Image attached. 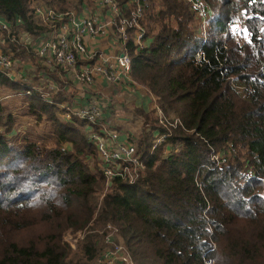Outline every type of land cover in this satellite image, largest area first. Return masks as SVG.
Returning <instances> with one entry per match:
<instances>
[{
	"label": "trees",
	"instance_id": "16d2710c",
	"mask_svg": "<svg viewBox=\"0 0 264 264\" xmlns=\"http://www.w3.org/2000/svg\"><path fill=\"white\" fill-rule=\"evenodd\" d=\"M36 2L64 12L89 0H0L1 18L23 21L16 38L37 33ZM205 2L207 40L182 0H150L148 23L157 28L146 48L132 52L131 76L167 117L181 121L167 140L180 148L169 157L166 144L153 151L154 133L169 129L154 111L134 107L147 167L135 184L114 179L107 188L87 124L61 118L58 105L68 94L48 102L0 72V264H94L106 248L98 230L108 224L135 264H264V0ZM240 12L252 14L243 45L228 30ZM1 34L0 46L23 57ZM199 52L209 63L197 64ZM6 90L51 125V146L29 138L11 143L16 118L1 96ZM212 149L229 156L225 164L215 165ZM86 228L73 250L66 232Z\"/></svg>",
	"mask_w": 264,
	"mask_h": 264
},
{
	"label": "built area",
	"instance_id": "2783aa9c",
	"mask_svg": "<svg viewBox=\"0 0 264 264\" xmlns=\"http://www.w3.org/2000/svg\"><path fill=\"white\" fill-rule=\"evenodd\" d=\"M182 2L189 6L200 35L207 40L210 19L207 3L205 0ZM149 6L150 0H127L123 4L118 0H89L78 10L61 12L35 3L33 16L37 33L24 32L20 38H16L13 31L21 27L23 21L18 18L9 23L0 17L3 19L0 34L7 33L18 51H26L32 57L24 63L0 46V72L10 81L29 87L27 94L36 91L45 101L51 102L59 93L71 97L58 105L61 118L66 122L80 120L87 124L86 138L97 148L107 188L114 179L135 184L147 169L138 153V138L132 134L122 135L106 113L114 94L109 95L101 88L112 87L129 95L137 89L146 90L132 79L131 72L132 52L146 48L152 41L148 33L157 28L147 22ZM251 17L252 14L240 12L228 26L229 35L239 45L250 41L246 23ZM196 62L203 65L209 60L199 52ZM152 97L147 106L155 112L159 125L169 129L166 134L154 133L152 150L166 144L164 156L169 157L180 148L179 144L167 142L172 135L170 129L177 128L181 121L167 117ZM3 132L0 127V135ZM226 156L222 151L211 150V160L217 167L226 163ZM76 233L75 239L72 235L68 240L73 250L85 239V232ZM102 234L106 248L94 264H135L116 227L108 224ZM205 264H214V260L208 259Z\"/></svg>",
	"mask_w": 264,
	"mask_h": 264
},
{
	"label": "rangeland",
	"instance_id": "374dc122",
	"mask_svg": "<svg viewBox=\"0 0 264 264\" xmlns=\"http://www.w3.org/2000/svg\"><path fill=\"white\" fill-rule=\"evenodd\" d=\"M2 21H3V19H0V22H2ZM147 22H148V20H147ZM2 37H3L2 34H0V40L2 39ZM4 47L2 48V50L4 52H6ZM9 49L7 50V52L12 51L11 49L10 50ZM19 52H23L22 53L23 57H18V56H15V57H17L19 59H23L22 61L24 63H27L29 60L32 59L31 55L27 54L26 51L21 50ZM7 95H12V96L9 97V99H8V98H6ZM142 95H143L142 102L141 103L138 102L140 104V106L141 105L142 106L148 105L151 101V98L153 99L152 95L150 93H148L146 90H145V92L143 91ZM1 96L4 99V102H6L9 105L12 114L16 118V127H15L16 130H15V132H17L19 130L17 133L18 135L17 134L16 135H10L11 143L19 144L22 141H24L25 138H29L32 141L39 142L43 146H51L53 144V132H52L53 130H52L51 125L47 121H45L44 119L39 121L34 116L30 115L28 113V110H27V103H25L22 100V98H20L18 96L16 97L14 93L6 90L2 93ZM136 104H137L136 101L132 98L125 99L124 103H123V105L125 107L123 108V110L117 111L118 114H115V117H117L118 120L120 121L118 123V125L123 126L122 129H124L123 131L125 133L135 135L139 140L142 125L139 122H135L132 118L133 117L132 116L133 115L132 114L133 108H134V105H136ZM122 135H124V134L122 133ZM226 158H229V156H226ZM80 231L85 232V238H86L90 229L86 228V229L80 230ZM76 232H78V231H74L72 229H70L66 232L64 237H65L67 244H68L69 237H71L73 235L74 239L76 238V235H77ZM98 232L100 234H102L103 230H98ZM78 249L79 248H77L75 251H77Z\"/></svg>",
	"mask_w": 264,
	"mask_h": 264
},
{
	"label": "crops",
	"instance_id": "0c3cea01",
	"mask_svg": "<svg viewBox=\"0 0 264 264\" xmlns=\"http://www.w3.org/2000/svg\"><path fill=\"white\" fill-rule=\"evenodd\" d=\"M101 90L104 91V92H106V93L109 94V95L114 94V96L112 97L113 102H112V104L106 109V113H107V115L110 117L112 123L116 125L117 129H119L120 131H122V133H124V134H127V133H125V132L123 131V130H124V129H122L123 126L118 125V123H119L120 121L118 120L117 117H115V114H118L117 111L123 110V108L125 107V106L123 105L125 99H130V98H132V99H134V100L136 101V103H137V104H136L137 106L134 105V107H138V108H139V107H142L143 109H146L147 111H151L150 108H149L147 105H143V106L141 105V106H140V104H139V103L142 102V97H143L142 94H143V91L145 92V90L137 89V90H135L134 93H131L130 95H129V93L127 94V92H121L120 90L115 91L112 87H108L106 90L103 89V88H101ZM145 95H146V94H145ZM146 96H147V95H146ZM147 97H148V96H147ZM138 102H139V103H138Z\"/></svg>",
	"mask_w": 264,
	"mask_h": 264
}]
</instances>
